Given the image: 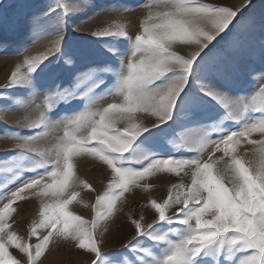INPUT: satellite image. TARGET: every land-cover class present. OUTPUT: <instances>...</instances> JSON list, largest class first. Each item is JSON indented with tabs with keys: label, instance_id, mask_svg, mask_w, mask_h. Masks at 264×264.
Listing matches in <instances>:
<instances>
[{
	"label": "rangeland",
	"instance_id": "obj_1",
	"mask_svg": "<svg viewBox=\"0 0 264 264\" xmlns=\"http://www.w3.org/2000/svg\"><path fill=\"white\" fill-rule=\"evenodd\" d=\"M0 264H264V0H0Z\"/></svg>",
	"mask_w": 264,
	"mask_h": 264
},
{
	"label": "bare ground",
	"instance_id": "obj_2",
	"mask_svg": "<svg viewBox=\"0 0 264 264\" xmlns=\"http://www.w3.org/2000/svg\"><path fill=\"white\" fill-rule=\"evenodd\" d=\"M79 122V121H78Z\"/></svg>",
	"mask_w": 264,
	"mask_h": 264
}]
</instances>
